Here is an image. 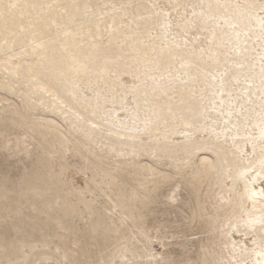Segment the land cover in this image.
Masks as SVG:
<instances>
[{
  "label": "bare ground",
  "instance_id": "obj_1",
  "mask_svg": "<svg viewBox=\"0 0 264 264\" xmlns=\"http://www.w3.org/2000/svg\"><path fill=\"white\" fill-rule=\"evenodd\" d=\"M0 89L50 135L49 169L0 193V211L38 218V239L14 251L52 249L59 227L96 241L97 264H155L151 245L168 236L152 203L179 177L184 218L205 234L185 264H264V0H0ZM69 153L80 166H53Z\"/></svg>",
  "mask_w": 264,
  "mask_h": 264
},
{
  "label": "rangeland",
  "instance_id": "obj_2",
  "mask_svg": "<svg viewBox=\"0 0 264 264\" xmlns=\"http://www.w3.org/2000/svg\"><path fill=\"white\" fill-rule=\"evenodd\" d=\"M2 97L3 98L5 97L4 91L0 89V99ZM19 100L20 99L15 100L17 105L20 103ZM24 131H25L24 135L26 137L25 140H26V144H28L27 145L28 148L25 151L23 150V151L18 152V154L12 153L10 149V143L9 142L7 143V140L14 138L15 135H17L18 133L24 132ZM49 142H50V135L44 136L41 133L34 131L31 127V124L26 123L20 117L19 113L14 111L13 107L10 104L8 105L4 101L0 103V193L2 189L9 190L19 185V183H22L20 181L26 180L27 177L33 172V170L36 169L37 165H45L44 170L49 169L51 165L45 164V162L41 159V156L44 153L43 152L44 147L49 148ZM67 161L69 163L68 166L71 168L80 166V163L78 162V160L72 153H69L67 155V160H65L64 158L57 159V161H55L53 166L58 168L61 166V164L63 163L66 164ZM71 173L72 174H69V176L67 174L66 178L70 181L73 180L75 182L74 185H77L76 187L84 186V183H85L84 179H86L87 175L86 176L81 175L80 173L79 174L75 173L72 170H71ZM179 179H180L179 177L178 178L176 177L174 180L167 181L169 183H166L160 186L155 196V198L157 197V199H155V201L152 203L153 209L157 212V215H156L157 220L164 223L163 225L164 227L161 226V231L164 234H166V236H168L162 243L158 241H154L151 245L152 248L150 249L152 251L155 250L156 252L159 253V256L161 255L162 257L160 259L159 257H155L156 260L152 261V262L156 261L154 262L155 264H174V263L175 264H180V263L185 264V262H187V257L189 256L194 257L196 255L197 248L195 247V245L197 246L196 244L197 241L199 239H202L205 236V234L202 235V233L199 232L198 223H192L191 225H189L187 224V221L184 218V216L190 211L189 210V200H190L191 194H190V191L187 185L184 183L188 181L186 179L185 180H179ZM123 180L126 182L131 181L129 176H123ZM174 182H178V188H179L177 189L178 196L176 197V200L174 201V203L173 202L166 203L164 196L167 193V191L170 189L172 183ZM21 209L22 211L24 209V211L21 214L24 213L23 215L28 216L29 219H26L27 217L23 215H20V217L19 215L18 216L13 215V213L9 215L7 214L6 210L4 211L3 209L0 211V214L3 215L0 218V241L2 242V243L0 242V264H19L20 259L24 256L25 253L26 255L30 257V260H33L34 258H36L40 253H44L45 259L37 264H50V263L53 264L51 261L47 262V260L54 259V258H56L54 260H57V261L61 260L57 264L59 263L67 264V262L69 264H73L76 262L75 260L77 261L80 260L79 262H81L82 264H85V263L86 264H97L98 263L97 260L99 258L100 247L98 246V243L96 241L90 238L89 235L76 240L75 237L69 231H66L65 229H62L59 227L55 229L56 233H58L57 234L58 238L55 237L53 238L54 240L52 239V241H50L52 242L51 243L52 249L41 251L40 249L28 250L27 248H23L24 250L19 249V252L18 250L14 251V249H16L15 243L18 242L19 239L21 240L23 239L24 241L34 240V239L36 240L38 239V236H40V231L37 229V224H36L38 220V218L36 217V213L34 211H33L34 213L30 212L31 209L25 208V206L21 207ZM29 216L32 217V219ZM34 217L37 220H35ZM150 217H151L150 221H153L154 219L151 220L152 216ZM18 219L20 220L21 223L18 222ZM33 220H35L36 223ZM23 221H24V224H23ZM26 224L30 226L28 227V225ZM16 225L19 229L16 227ZM153 225L154 224L151 225L152 227L150 226L151 235L155 234V229H154L155 225L154 226ZM31 226H33L34 228ZM31 228H33V230ZM16 229L20 231H17ZM36 229L38 231H36ZM181 232L185 233L186 236L170 237L173 233H177L178 235H181L182 234ZM5 243L6 245L7 243H9L7 245L8 247L6 245H2ZM56 244H57V247H59L60 249L59 248H57L56 250L55 248L53 249V247H56ZM186 244L188 245L186 246ZM72 245L74 246L72 247ZM188 246H189L190 251L188 250ZM10 247H12L13 249ZM85 249L87 251H84ZM63 251H66V253L65 252L63 253ZM73 251L76 253H74ZM47 253L48 254L50 253V254L48 255ZM59 253L61 255H59ZM88 253L90 256H88ZM64 254L67 257L70 255L71 256L70 258H67L64 256ZM72 254H74V256ZM46 256H49V257L47 258ZM164 258L165 259L169 258V259H167L166 261ZM69 259L71 260L69 261ZM144 260L146 259H143V261ZM169 261L171 263H169ZM117 264H123V262H119Z\"/></svg>",
  "mask_w": 264,
  "mask_h": 264
}]
</instances>
